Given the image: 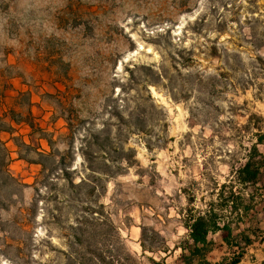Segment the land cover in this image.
<instances>
[{"label":"rangeland","instance_id":"obj_1","mask_svg":"<svg viewBox=\"0 0 264 264\" xmlns=\"http://www.w3.org/2000/svg\"><path fill=\"white\" fill-rule=\"evenodd\" d=\"M260 58L264 0H0V113L25 123L1 138L0 264H76L92 205L108 261L177 255L264 132Z\"/></svg>","mask_w":264,"mask_h":264},{"label":"trees","instance_id":"obj_2","mask_svg":"<svg viewBox=\"0 0 264 264\" xmlns=\"http://www.w3.org/2000/svg\"><path fill=\"white\" fill-rule=\"evenodd\" d=\"M259 60L264 64L261 58ZM0 123L4 125V127H0V133L12 132V127L3 118H0ZM260 144H264V132H262L261 129L255 134V140L251 143L245 165H242L235 171L236 176L233 183L236 185V188H239L238 192L235 191L236 188L233 187V185L229 187L223 185L218 192H213L217 198L211 201L205 210L190 208L187 211L186 217L183 220V226L188 231L187 239L185 243L182 246H178L177 249H182L183 251L188 249L192 256L203 254V252L209 249L210 242H208V236L210 233L227 230L226 224L223 223H225L233 212L239 210L248 211L251 204L247 203L248 200L244 197V193L248 189V185L256 186L259 183L260 175L262 170H264V156L258 149V145ZM8 160L9 152L5 143L0 138V170L4 173H6L4 169L7 167ZM64 173L68 177L71 176L67 170H64ZM68 179L70 188L76 192H82L86 189L85 194L89 195L96 188V186L91 185L92 181L86 176H83L77 184H75L74 179ZM226 189H228V192H226ZM254 197L255 195L251 196V202L254 201ZM189 201L192 202L193 200L190 199ZM82 210L87 212V216H84L82 220L78 221L76 226L72 227V230H74L73 236L79 242L74 251V254L77 256V258H75L76 264H128L123 260H127L132 264L133 257L130 254H125V259L119 257L117 259L112 258L108 261L105 254L97 250L96 247L94 248V244L91 243L90 240L95 239L98 231L94 230V227L90 228V220L92 217V219H95V214L99 213V211L95 205L83 207ZM103 225H107L108 227V232H102L101 237H103V239H121L117 227L111 220H105ZM155 234L159 235L156 232ZM145 235V228H143L142 238L145 237ZM199 246L202 247L200 248ZM141 247L144 252H156L153 247L146 245L144 240L141 242ZM162 251L167 254L170 250L168 248H163ZM149 261L151 264H166L164 258L160 261L149 258ZM237 263L238 259L233 260L230 264Z\"/></svg>","mask_w":264,"mask_h":264},{"label":"crops","instance_id":"obj_3","mask_svg":"<svg viewBox=\"0 0 264 264\" xmlns=\"http://www.w3.org/2000/svg\"><path fill=\"white\" fill-rule=\"evenodd\" d=\"M0 118H3L12 127V132H14L11 133L12 136L15 134L25 135L22 131L25 124L23 121L20 122L4 113H0ZM6 134L8 133L1 132L0 138L3 139ZM8 139L5 140V145L10 144ZM258 149L264 156V144L258 145ZM254 195V201L251 202L250 198ZM244 197L251 207L248 211L233 212L223 223L226 224L227 230L209 234L208 251L192 256L188 249L185 251L178 249L180 252H177L174 257L164 258L165 263L230 264L233 260L238 259L237 264H264V170H262L259 183L256 186L248 185Z\"/></svg>","mask_w":264,"mask_h":264}]
</instances>
